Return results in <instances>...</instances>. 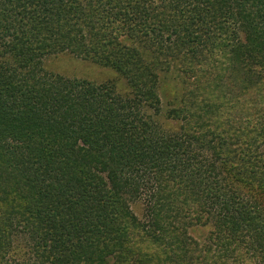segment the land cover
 Listing matches in <instances>:
<instances>
[{
    "label": "trees",
    "instance_id": "1",
    "mask_svg": "<svg viewBox=\"0 0 264 264\" xmlns=\"http://www.w3.org/2000/svg\"><path fill=\"white\" fill-rule=\"evenodd\" d=\"M114 24L183 65L216 50L206 77L227 101L264 61V0H0V264L179 263L204 216L224 264H264V142L257 153L249 138H264V109L231 122L203 101L181 125L156 59L123 45ZM58 56L129 91L44 67ZM132 233L173 254L136 251Z\"/></svg>",
    "mask_w": 264,
    "mask_h": 264
},
{
    "label": "rangeland",
    "instance_id": "2",
    "mask_svg": "<svg viewBox=\"0 0 264 264\" xmlns=\"http://www.w3.org/2000/svg\"><path fill=\"white\" fill-rule=\"evenodd\" d=\"M101 27L104 28L106 26L102 24ZM109 27L113 29L112 32L114 37L119 38L118 40H120L123 45L137 49L138 52L143 56L144 60L146 57H148V60H145L146 63L149 61L150 57H152V59H156L155 65L156 70H158L157 74L160 77L168 79V82L163 85V89H167L169 92H164V97L166 100L174 99L175 104L172 106L182 109L185 112V119L181 121V125H188L185 120H190L191 116L194 114L193 108L199 106L203 101L216 102L219 105L226 106L224 113L221 112L220 120L229 119L231 122L241 119V122L243 123L246 116H241L242 114L251 113L254 116L256 112L264 109V61L257 62L253 67L254 72H259V77L255 75L254 78L257 79H252L253 82L248 85V89L243 93L242 99L238 101H227L218 96L214 89H211V81L206 77L208 70H213V74H215L218 70V60L220 61V59L216 50L205 49L206 51L201 57H198L197 60L191 61V65H189L188 62L183 65L185 62H183V60L180 58L173 61L172 59L161 56L155 47L149 46V38L143 37L141 33H133L131 35L128 30L122 29L118 24H114ZM206 54L209 55L207 56ZM211 58H213V60ZM45 61L44 67L51 72H58L67 77L77 79L114 81L121 92L129 91V88L123 79L118 78L115 73L99 68L93 64L81 62L70 56H58L57 58H50ZM221 63H223L222 59ZM202 75L205 78H202ZM191 94L192 96L196 97V100L190 97ZM227 111L229 114L226 113ZM211 128L213 129V125ZM217 131L220 133V137L227 136L226 132L222 130V128L218 129ZM212 132L213 131H211V133ZM259 136H257L256 133L255 135L249 137L255 139V142H252L250 146V149L254 152H257L256 147L261 144V142H264V138H260ZM259 151H261V149ZM262 152H264V148L262 149ZM5 205H9V203H5ZM129 210L136 216H140L139 205H131ZM190 218L191 220H188V223L192 220H196L198 217L191 216ZM193 222V226H190V229L186 231L185 238L188 240V242H196L197 247L193 248L189 246L187 254L184 256L181 254L183 257L179 263H176L175 261H169V259L165 257L167 254H173L172 252L167 253V250L164 249L163 246H150L148 241L140 235L139 237L138 235H134V233H132L131 242L133 243L134 241V243H137L135 245L136 251H139L138 249H142L143 251L151 249L150 251L155 255L160 257L164 256L167 258L164 264H203V262L205 264L226 263L227 261L218 252L216 245L211 244L213 238L211 221H209L204 216L200 219V221H197L199 223L196 221ZM138 238L140 240H137ZM141 238L145 239L146 242L143 243ZM173 246H178V243L174 244ZM193 260H198L200 262L192 263ZM129 264H135L133 259L129 260ZM147 264H155V262H150Z\"/></svg>",
    "mask_w": 264,
    "mask_h": 264
}]
</instances>
